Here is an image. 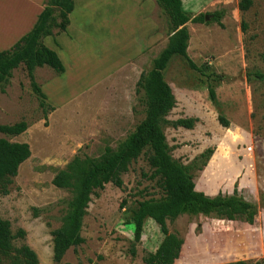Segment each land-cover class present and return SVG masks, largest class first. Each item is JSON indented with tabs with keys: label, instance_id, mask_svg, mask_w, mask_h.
Instances as JSON below:
<instances>
[{
	"label": "rangeland",
	"instance_id": "374dc122",
	"mask_svg": "<svg viewBox=\"0 0 264 264\" xmlns=\"http://www.w3.org/2000/svg\"><path fill=\"white\" fill-rule=\"evenodd\" d=\"M239 1L182 0L191 17H204L203 24L186 25L187 56L198 71L181 57L169 61L162 73L176 104L166 121L197 122L191 130L164 125L162 131L172 159L192 168L196 191L214 197L236 190L258 207V213L252 226L212 216H181L167 222L169 233L183 240L186 252L175 264L264 262V83L246 80L255 72L264 73V0H251L244 13L238 10ZM92 2L94 7L99 4ZM145 3L146 13H137L135 4L139 8ZM104 4L98 15L94 11L92 18L79 17V29L72 32L77 45L69 51L57 45L65 74L57 75L48 67L33 72L52 108L46 117L23 65L12 71L0 93V126L19 122L28 126L20 136L0 134V139L30 149L8 195H0V218L9 223L13 235L25 233L13 245L30 248L39 264H55L51 232L62 225L72 199L69 192L52 186L54 175L75 156L98 158L104 148L116 149L134 133L146 115L136 83L168 43V19L153 0H104ZM216 12L223 14L222 27L212 21ZM208 86L214 89L215 104L209 101ZM219 117L229 123L227 129L218 123ZM207 149L213 155L199 171L204 160L198 157ZM148 155L145 151L129 166L120 177V187L108 184L91 197L80 234L84 243L69 249L62 264H143V257L156 251L163 239L159 227L145 220L140 242L134 244L130 224L138 202L163 197L150 178Z\"/></svg>",
	"mask_w": 264,
	"mask_h": 264
},
{
	"label": "trees",
	"instance_id": "16d2710c",
	"mask_svg": "<svg viewBox=\"0 0 264 264\" xmlns=\"http://www.w3.org/2000/svg\"><path fill=\"white\" fill-rule=\"evenodd\" d=\"M168 19L170 34L168 43L160 55L153 61L152 69L142 74L136 83V93H142L146 115L134 133L128 137L123 145L116 149L106 147L98 158L75 156L64 169L54 175L51 184L59 190L72 195L67 205L62 225L51 232L52 261L62 264L65 253L71 248H77L84 243L81 237L82 221L92 196H97L104 187L112 184L121 186L120 177L125 174L129 166L145 151H148L147 164L151 170L150 178L162 191L159 200H147L137 203L133 211L130 224L133 227V243L140 242L143 223L153 221L163 236L161 243L154 253L146 254L143 264H175L179 256L185 258L186 252L183 240L177 235L169 233L167 222H172L181 216L197 217L212 216L217 220L229 222H244L249 226L254 224L258 207L244 201L233 191V194L214 197L206 196L195 189L192 168L184 166L172 159L170 150L162 131L164 125L173 129H193L196 119H178L167 122L166 117L175 107V98L171 88L163 79V71L174 56L186 60L189 68L198 71L196 65L188 58L187 48L189 33L186 25L203 24L204 17H191L183 10L181 0H153ZM251 0H240L238 10L244 13L250 9ZM73 0H45L44 8L32 30L23 36L11 49L0 52V93L11 78L13 70L23 65L32 90L39 99V106L46 117L47 111H52L46 104V97L34 82L35 69L48 67L55 74L62 75L64 67L57 54L46 48L42 41L47 37H56L65 33L69 26V14L73 11ZM58 9V11L56 10ZM212 21L222 27L221 12L211 15ZM246 26L241 25L244 33ZM218 80L222 76H216ZM247 82L264 83V73L255 72L253 76H246ZM209 101L216 102V95L211 86L207 87ZM48 109V110H47ZM222 128L227 129L229 123L222 117L218 118ZM25 122L12 126H0V134L10 137L20 136L27 130ZM213 155V150L207 149L200 154L199 160H204L206 167ZM30 157V149L24 143H11L0 139V195H8V186L17 176L19 167ZM264 208V197L261 198ZM25 233L20 230L13 235L7 221L0 218V264H39L36 254L27 246L15 248L14 240L23 239ZM132 245L130 255L135 256ZM183 247V248H182ZM186 249V247H185ZM67 264V263H64ZM231 264H251L235 262ZM255 264H264L258 262Z\"/></svg>",
	"mask_w": 264,
	"mask_h": 264
},
{
	"label": "crops",
	"instance_id": "0c3cea01",
	"mask_svg": "<svg viewBox=\"0 0 264 264\" xmlns=\"http://www.w3.org/2000/svg\"><path fill=\"white\" fill-rule=\"evenodd\" d=\"M123 1L126 2L128 0ZM44 2L45 0H0V52L11 49L23 36L32 30L39 15L43 11ZM97 2H99V4H97V7H94L91 4L93 3L92 0H81V2L80 0H73V4H75L73 11L68 16L69 26L67 27L65 33H62L54 38L47 37L43 39V45L55 53L57 45L60 47V50L64 49L66 51L73 48L75 43L77 45V41L74 40V34H72V32L75 31V28L79 29L78 26L80 25L76 24L79 21L80 16L89 15L91 17L90 14L94 13V11L95 14L98 15V12L105 4L104 0H97ZM146 7V3L141 5L139 8H137V4H135V10L138 9L137 13H141L143 10L146 13ZM71 15L72 17H75L74 23H72V28H70ZM76 31L81 32L80 30ZM73 53L74 51L71 52L72 55ZM72 57H74V55ZM65 72L64 68L63 74H65Z\"/></svg>",
	"mask_w": 264,
	"mask_h": 264
},
{
	"label": "water",
	"instance_id": "95a60500",
	"mask_svg": "<svg viewBox=\"0 0 264 264\" xmlns=\"http://www.w3.org/2000/svg\"><path fill=\"white\" fill-rule=\"evenodd\" d=\"M58 11V9H56Z\"/></svg>",
	"mask_w": 264,
	"mask_h": 264
}]
</instances>
